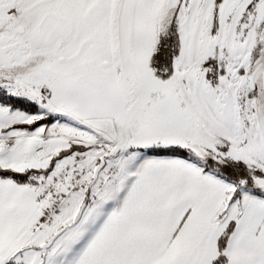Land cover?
<instances>
[{
	"label": "snow or ice",
	"instance_id": "obj_1",
	"mask_svg": "<svg viewBox=\"0 0 264 264\" xmlns=\"http://www.w3.org/2000/svg\"><path fill=\"white\" fill-rule=\"evenodd\" d=\"M0 264H264V0H0Z\"/></svg>",
	"mask_w": 264,
	"mask_h": 264
}]
</instances>
